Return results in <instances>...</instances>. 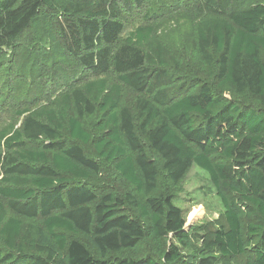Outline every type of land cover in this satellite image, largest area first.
I'll list each match as a JSON object with an SVG mask.
<instances>
[{
  "label": "trees",
  "instance_id": "obj_1",
  "mask_svg": "<svg viewBox=\"0 0 264 264\" xmlns=\"http://www.w3.org/2000/svg\"><path fill=\"white\" fill-rule=\"evenodd\" d=\"M242 1H198L227 18L200 26L203 73L193 79L161 45L144 50L152 29L120 41L125 13L141 0H0V53L50 12L65 50L87 72L103 77L113 68L128 88L148 94L135 110L120 107V87L99 78L66 95L76 116L29 115L0 134L7 149L37 148L2 157L1 199L42 221L2 223L0 202V264H186L188 256L190 264H220L245 254V264H264V3ZM99 114L93 129L86 125L85 116ZM96 156L132 190L119 195L106 185L98 193L87 182L100 172ZM193 165L210 174L226 224L187 255L190 232L172 190Z\"/></svg>",
  "mask_w": 264,
  "mask_h": 264
},
{
  "label": "rangeland",
  "instance_id": "obj_2",
  "mask_svg": "<svg viewBox=\"0 0 264 264\" xmlns=\"http://www.w3.org/2000/svg\"><path fill=\"white\" fill-rule=\"evenodd\" d=\"M141 1V5H133L132 9L125 13V30L120 41H125L137 28H150L151 37L143 46L146 52H153L155 47L161 45L162 56L167 61H173V58L179 60L193 79L202 75L199 28L207 20L227 17L209 10H201L199 0ZM256 3H264V0H244L241 8ZM53 16L50 12L41 13L32 28L12 48H6L0 53V134L21 128L23 120L29 115H42L40 118L44 120H47L48 111L76 116L75 103L67 97L70 98L74 89L83 88L89 81L99 78L106 79L108 87H120V107L129 106L135 110L137 98L148 97V94L135 92L119 81L113 68L103 77L87 72L65 50L56 24L52 23ZM225 94L230 95L228 92ZM134 115L137 120L135 111ZM100 118L99 114L85 116L84 120L86 125L93 129ZM138 133L149 155L161 164L159 156L149 147L144 135ZM32 144L13 149H7L0 144V186L5 184L7 177L2 167V157L18 158L19 154L36 150ZM96 159L100 162V172L87 182L97 189L98 193H101L106 185L119 195H125L132 190L131 184L121 176L113 164L97 156ZM172 192L175 195V203L182 209L188 225L191 251H186V254L191 255L194 250L202 248L218 227L226 224L224 207L210 174L197 165L187 171L181 183L174 187ZM0 202L6 208V217L2 223L9 217H20L1 199V195ZM20 218L25 226L42 224L39 218ZM1 227L0 223V229ZM248 257L249 254L224 258L220 264H245ZM187 259L186 264H190V257Z\"/></svg>",
  "mask_w": 264,
  "mask_h": 264
},
{
  "label": "water",
  "instance_id": "obj_3",
  "mask_svg": "<svg viewBox=\"0 0 264 264\" xmlns=\"http://www.w3.org/2000/svg\"><path fill=\"white\" fill-rule=\"evenodd\" d=\"M186 226H188V225H186ZM188 230V229H187Z\"/></svg>",
  "mask_w": 264,
  "mask_h": 264
}]
</instances>
